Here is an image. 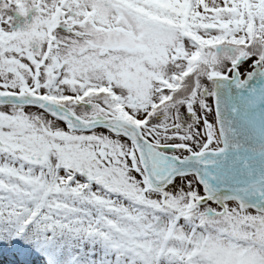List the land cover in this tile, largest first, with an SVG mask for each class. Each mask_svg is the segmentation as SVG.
Masks as SVG:
<instances>
[{
	"label": "snow or ice",
	"instance_id": "snow-or-ice-1",
	"mask_svg": "<svg viewBox=\"0 0 264 264\" xmlns=\"http://www.w3.org/2000/svg\"><path fill=\"white\" fill-rule=\"evenodd\" d=\"M0 264H264V0H0Z\"/></svg>",
	"mask_w": 264,
	"mask_h": 264
}]
</instances>
